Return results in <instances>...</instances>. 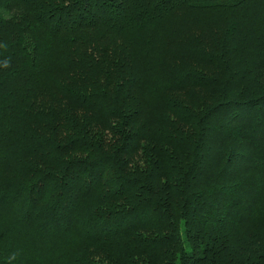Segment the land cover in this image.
<instances>
[{
	"label": "trees",
	"instance_id": "1",
	"mask_svg": "<svg viewBox=\"0 0 264 264\" xmlns=\"http://www.w3.org/2000/svg\"><path fill=\"white\" fill-rule=\"evenodd\" d=\"M0 264H264V0H0Z\"/></svg>",
	"mask_w": 264,
	"mask_h": 264
}]
</instances>
